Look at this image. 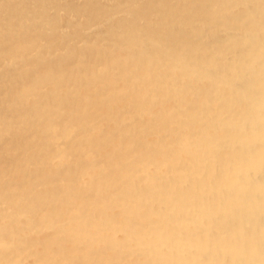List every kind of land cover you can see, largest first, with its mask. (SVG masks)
<instances>
[{
    "label": "bare ground",
    "instance_id": "bare-ground-1",
    "mask_svg": "<svg viewBox=\"0 0 264 264\" xmlns=\"http://www.w3.org/2000/svg\"><path fill=\"white\" fill-rule=\"evenodd\" d=\"M0 264H264V0H0Z\"/></svg>",
    "mask_w": 264,
    "mask_h": 264
}]
</instances>
